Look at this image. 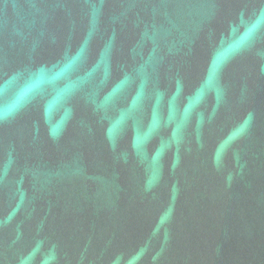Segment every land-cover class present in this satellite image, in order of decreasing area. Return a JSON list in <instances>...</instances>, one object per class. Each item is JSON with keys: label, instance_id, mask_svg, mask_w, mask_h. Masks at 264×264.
<instances>
[{"label": "water", "instance_id": "water-1", "mask_svg": "<svg viewBox=\"0 0 264 264\" xmlns=\"http://www.w3.org/2000/svg\"><path fill=\"white\" fill-rule=\"evenodd\" d=\"M0 264H264V0H0Z\"/></svg>", "mask_w": 264, "mask_h": 264}]
</instances>
